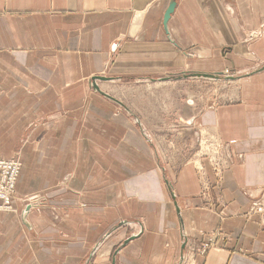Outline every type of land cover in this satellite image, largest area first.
Wrapping results in <instances>:
<instances>
[{"label": "crops", "instance_id": "obj_1", "mask_svg": "<svg viewBox=\"0 0 264 264\" xmlns=\"http://www.w3.org/2000/svg\"><path fill=\"white\" fill-rule=\"evenodd\" d=\"M189 73L238 77L235 99L169 127L230 148L223 219L202 207L192 164L159 160L153 113L118 93ZM16 150L0 264H179L185 238L214 228L230 239L197 264H264V226L242 215L264 202V0H0V156Z\"/></svg>", "mask_w": 264, "mask_h": 264}, {"label": "rangeland", "instance_id": "obj_2", "mask_svg": "<svg viewBox=\"0 0 264 264\" xmlns=\"http://www.w3.org/2000/svg\"><path fill=\"white\" fill-rule=\"evenodd\" d=\"M255 35L254 32H251V37L254 38ZM242 47V56L249 60L253 59L252 54L244 48V45ZM237 78L236 75L223 73L212 79L183 77L181 74H172L163 80H159V82H167L165 83L166 85H160L154 90L145 89L146 87L142 85L136 91H128L130 93H123V90L118 92L122 94L123 100L131 107L137 109L141 115L146 116L153 113L152 120L159 122L160 134L167 135L157 143L162 152H166L163 155H158L159 160H163L161 162L166 161L167 166L192 164L201 185L199 197L202 201V207L217 214L219 219H223L222 209L224 203L214 190L219 192L223 173L233 163V154L230 148L226 143H221V140L213 132L208 130L206 132L201 130L200 132L199 128L196 127L191 129L190 132L188 131L190 137L185 138L183 136L182 139L181 137L172 139L169 127L171 125H173V129L184 127L183 117L194 113L204 102L227 103L235 99ZM161 120L162 122H160ZM165 124L168 126L165 127ZM24 141L22 140L18 146L20 150ZM19 158V150H16L15 156H0V162L17 165V170L13 177L10 166L0 164V185L5 188L9 185V178L12 177L13 180L12 188L10 187L11 185L9 186L12 191L8 201L9 208H0V211L13 210L11 198L16 192L17 178L25 167L22 166V161ZM31 167L34 168L36 166ZM208 170L210 176L207 175ZM33 174H37V170H34ZM29 186L32 187L31 184ZM29 199H31L29 200V205H38L36 198L31 196ZM2 203L0 198V206ZM242 215L245 218L255 215L258 224L264 226V202L258 197L253 198L250 209ZM221 238L222 240L230 239L228 234L224 233L222 236L220 228L204 232L201 240L195 244L190 243L185 238L179 264H184L190 260L197 264V256H203L209 249L217 247ZM87 264L93 263L91 261Z\"/></svg>", "mask_w": 264, "mask_h": 264}, {"label": "built area", "instance_id": "obj_3", "mask_svg": "<svg viewBox=\"0 0 264 264\" xmlns=\"http://www.w3.org/2000/svg\"><path fill=\"white\" fill-rule=\"evenodd\" d=\"M0 164H3L4 166L7 165V166H10V169L11 171L13 172V177L16 173V170H17V165L16 164H8L6 162H0ZM9 185L7 187H2L0 185V198L2 199V205L0 206V208H4V209H8L9 208V204H8V201H9V196L11 195L12 191L11 189L9 188V186L12 188V184H13V180H12V177L9 178ZM184 264H195L194 261L190 260V261H187L185 262Z\"/></svg>", "mask_w": 264, "mask_h": 264}, {"label": "water", "instance_id": "obj_4", "mask_svg": "<svg viewBox=\"0 0 264 264\" xmlns=\"http://www.w3.org/2000/svg\"><path fill=\"white\" fill-rule=\"evenodd\" d=\"M170 10H171V9H169L168 12H169ZM219 74H220V73H219ZM219 74L189 73V74H182V76H183V77H187V76H190V77H202V78L212 79V78H216L217 75H219ZM221 74H222V73H221ZM95 79L105 80V79H107V78H104V77H100V76H98V77H95L93 80H95ZM93 85H94V87L96 88V90H97L98 92H100L101 94H103V95H105L106 97L110 98L111 100L117 102L116 99L112 98L111 96H109V95H107V94L102 93V92H101V91L95 86V83H94Z\"/></svg>", "mask_w": 264, "mask_h": 264}]
</instances>
